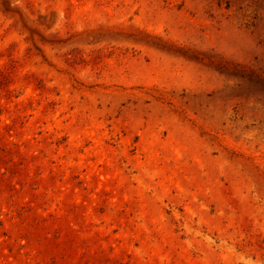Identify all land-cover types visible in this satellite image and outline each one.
<instances>
[{"label":"rangeland","instance_id":"obj_1","mask_svg":"<svg viewBox=\"0 0 264 264\" xmlns=\"http://www.w3.org/2000/svg\"><path fill=\"white\" fill-rule=\"evenodd\" d=\"M0 264H264V0H0Z\"/></svg>","mask_w":264,"mask_h":264}]
</instances>
